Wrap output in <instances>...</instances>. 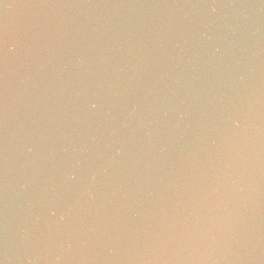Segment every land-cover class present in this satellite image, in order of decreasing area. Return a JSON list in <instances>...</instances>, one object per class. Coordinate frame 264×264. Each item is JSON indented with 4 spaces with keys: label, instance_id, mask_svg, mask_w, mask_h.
I'll return each mask as SVG.
<instances>
[{
    "label": "water",
    "instance_id": "95a60500",
    "mask_svg": "<svg viewBox=\"0 0 264 264\" xmlns=\"http://www.w3.org/2000/svg\"><path fill=\"white\" fill-rule=\"evenodd\" d=\"M0 264H264V0H0Z\"/></svg>",
    "mask_w": 264,
    "mask_h": 264
}]
</instances>
